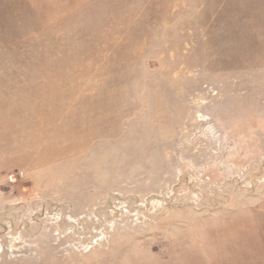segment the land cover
Returning <instances> with one entry per match:
<instances>
[{
    "label": "rangeland",
    "instance_id": "374dc122",
    "mask_svg": "<svg viewBox=\"0 0 264 264\" xmlns=\"http://www.w3.org/2000/svg\"><path fill=\"white\" fill-rule=\"evenodd\" d=\"M0 264H264V0H0Z\"/></svg>",
    "mask_w": 264,
    "mask_h": 264
},
{
    "label": "built area",
    "instance_id": "2783aa9c",
    "mask_svg": "<svg viewBox=\"0 0 264 264\" xmlns=\"http://www.w3.org/2000/svg\"><path fill=\"white\" fill-rule=\"evenodd\" d=\"M23 176H24V174H23ZM15 180H16V178H14Z\"/></svg>",
    "mask_w": 264,
    "mask_h": 264
}]
</instances>
